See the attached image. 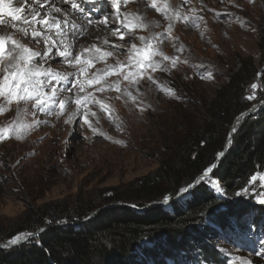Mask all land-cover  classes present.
<instances>
[{
	"label": "rangeland",
	"instance_id": "obj_1",
	"mask_svg": "<svg viewBox=\"0 0 264 264\" xmlns=\"http://www.w3.org/2000/svg\"><path fill=\"white\" fill-rule=\"evenodd\" d=\"M5 2L13 8L25 6L18 0ZM42 2L45 3L43 9H39L34 0H29V7L40 10L41 16L53 4L71 11L70 5L61 4L60 0ZM151 2L128 0L125 4L120 0V12L128 14L130 22H136L135 17L139 16V22L147 25L136 28L138 36L158 35L168 27V21L150 7ZM155 2L160 7L168 5L171 10L179 9L183 16L202 19L195 26L191 20L172 21V39L159 44V49L164 55L179 57V62L169 72L153 73L155 83L142 80L137 86L139 93L129 89L137 97L135 101L115 90L95 91L100 86L95 82L91 87L85 86L80 95L91 92L103 101L113 110V117L118 118L115 122L108 119L99 105L89 104L91 112L96 113L95 117L90 115L89 120L98 129V134L93 135L86 125L81 127L80 116L71 123H65L69 114L77 110L74 100L66 105L59 117L33 116L31 113L34 109L23 102L13 104L0 113V129L18 118V107L21 109L18 119L25 124H32L36 119L49 121L46 125L24 131L20 139L12 134L11 138L0 142V232L10 230L29 206L50 209L55 205L72 206L78 201L94 205L111 195L113 189H123L127 184L152 173L184 138L186 131L203 123L205 110L217 90L227 83L229 75L239 68L242 60L250 59L258 69L264 68L259 51V33L264 28V0H190L187 4L184 0ZM93 7H98L99 11L91 13L92 23L82 13H52L57 19H67L83 29V35L74 43V55L93 44L102 51H112V45L122 43L118 36L111 35V30L119 26L114 17L109 18L107 27L97 23L105 12L114 13L115 7L108 6L105 0L83 5L86 12ZM216 13L228 15L217 17ZM0 19L9 25L7 28L0 25V36L11 35L35 51L43 50L42 43H35L30 36L23 37L16 28L11 27L12 24L20 25L6 12H0ZM120 19L124 20V15ZM105 38L109 41L107 45L103 43ZM125 38L128 39L127 36ZM133 42L137 45L141 43L138 39ZM179 47L183 48L182 52L177 51ZM60 59L61 62L52 63L54 70L71 73L80 69V65L69 66ZM117 59L128 63L126 48L115 51L113 57L88 65L80 76L81 83L97 70L115 64ZM208 73H211L210 78ZM202 75L204 78H201ZM118 78L123 90L128 84L123 76L109 74L107 81ZM73 79L69 77V81ZM256 84L255 90L251 87L247 89L248 96L255 92L256 98L251 100L255 102L251 108L254 110L264 103V88ZM167 88L173 89L175 95L165 92ZM0 103H3V98H0ZM99 132L104 135H99ZM260 173L264 174V171ZM205 184L219 197L225 195L221 183L218 184L223 194L213 184ZM261 185L262 182L257 180L254 186L249 185L248 195L225 197L230 212L219 216L215 222L205 219L203 228L208 229V236L201 240L217 253L219 259L202 264H264V204L258 203L256 196L257 192H264ZM187 196L179 197L176 201L181 202ZM225 210L222 207L218 212ZM139 257L147 260L141 254ZM155 258L157 264H184L178 256Z\"/></svg>",
	"mask_w": 264,
	"mask_h": 264
},
{
	"label": "trees",
	"instance_id": "obj_2",
	"mask_svg": "<svg viewBox=\"0 0 264 264\" xmlns=\"http://www.w3.org/2000/svg\"><path fill=\"white\" fill-rule=\"evenodd\" d=\"M259 51L264 62V28ZM253 83L264 88V68L242 60L217 90L203 123L186 131L156 170L113 189L97 204L26 208L7 234L0 232V264H157L155 257L162 255L178 256L184 264L218 261L217 253L201 240L208 236L205 219L215 222L229 213L224 198L248 188L250 177L264 171V105L236 122L255 105L246 99ZM234 124L237 131L232 133ZM221 151L224 155L217 158ZM213 163L210 178L224 187L223 198L201 182L183 201H173L179 189ZM166 195L171 199L164 206ZM222 207L225 212H218ZM38 229L44 231L34 238L5 245Z\"/></svg>",
	"mask_w": 264,
	"mask_h": 264
},
{
	"label": "snow or ice",
	"instance_id": "obj_3",
	"mask_svg": "<svg viewBox=\"0 0 264 264\" xmlns=\"http://www.w3.org/2000/svg\"><path fill=\"white\" fill-rule=\"evenodd\" d=\"M18 2L25 6L13 8L5 0H0V12H6L13 21L19 22L20 26L12 24L11 27L16 28L23 37L30 36L31 40L35 43H42L43 50L35 51L21 43L20 40L14 39L11 35L0 36V72L3 73L0 76V98H3V103H0V113L5 112L13 104L20 105L23 102L25 105L30 104L32 109H34L31 113L33 116L43 114L44 116L59 117L64 113L66 105L74 100L77 110L69 114L65 123H71L75 117L80 116L82 117L81 127L86 125L91 129L93 135L98 134V129L90 122L89 116L95 117L96 113L91 112L88 108L89 104L99 105L100 110L106 113L108 119L113 122L118 118H114L113 110L91 92L81 96L80 93L84 92L85 86L91 87L93 82H95L97 85H100L95 88V91L115 90L121 95L135 101L137 97L129 89H135L139 93V87L137 86L142 80L147 79L155 83L153 73L157 71L169 72L179 62V57L164 55L159 49V44L165 40L172 39L170 35L174 26L172 21L191 20L195 26L202 19V17L183 16L179 9L171 10L168 5L160 7L155 0H152L150 7L155 9L157 13L161 14L168 21V27L164 33L158 35L151 37L138 36L135 31L136 28L147 27V25L139 22L140 17L136 16V22H130L128 14L120 12V0H105L108 6L115 7V12H105L97 23H103L107 27L109 18L114 17L115 21L119 22V26L111 30V35L118 36L122 43L112 45V51H102L101 48L93 44L89 48H82L74 55V43L79 36L83 35V29L67 19H57L52 13L71 15V12H78L85 14L89 18V23H92L91 13L99 11V8L93 7L89 12H86L83 5L94 4L95 0H60L61 4L70 5L71 11L53 4L43 16H41L40 10L37 8L29 7V0H18ZM127 2L128 0H123V3L126 4ZM189 2L190 0H184L185 4ZM34 3L39 5V9L45 7V3L42 0H34ZM192 11H195V9H192ZM121 15H124V20L120 19ZM216 15L219 17L228 14L216 13ZM0 25H4L5 28L9 26L2 19H0ZM37 25L40 27H36ZM121 29H126L127 31L122 32ZM126 36L128 39L125 38ZM136 39L141 42L140 45L133 42ZM153 41L156 43L154 44ZM103 43L109 44L108 39L105 38ZM121 48H126L128 56L127 64L117 59L115 64L107 65L104 69L97 70L96 73H92L87 81L81 83L80 76L88 65L96 61L106 60L108 57H113L114 52L119 51ZM177 51L182 52L183 48L179 47ZM82 57H84L83 60ZM156 57H159V59H156ZM54 58L58 59L54 60ZM60 58H62L63 63L69 66L75 67L76 65H80V69L71 73H62L54 70L51 65L53 62H61ZM109 74H116L118 77L123 76L124 80L128 81L127 86L121 90L119 78L108 82L107 76ZM70 76L74 78L71 81H69ZM208 77H211V73H208ZM201 78H204V76L202 75ZM101 80L104 81L103 84H101ZM251 88L255 90L257 84H251ZM164 91L170 95H175L174 90L171 88L164 89ZM66 93H71L72 95H67ZM117 98L119 99L120 96ZM255 98V92L246 97L248 100H254ZM24 111L26 112L27 110L25 109ZM20 115L21 109L18 107L17 117L19 118ZM18 118L8 126L0 129V142L11 138L12 134H15L17 139H20L24 131L49 123L46 119H36L32 124H25ZM237 120H239V117ZM117 126L119 127V125ZM236 131V127H233L232 133ZM99 135L104 134L99 132ZM231 135L230 133L228 146L231 145ZM223 155L224 153L221 151L217 154V158ZM215 167L214 163L207 167L194 182L179 189L175 195L180 198H183L186 194L190 195L192 190L201 182L213 184L216 190L223 194V190L219 184L209 176ZM257 180L261 181V186L264 187V174L260 172L253 174L248 183L254 186ZM248 194L249 188L247 187L242 189L241 192L236 193L238 196ZM256 196L258 197L257 202L264 204V192H257ZM170 199L171 196L166 195L163 202L168 203ZM40 231H44V229ZM36 235L35 233L18 235L11 239L8 244L17 245L19 241L27 240L29 237L34 238ZM245 264H250V262H245Z\"/></svg>",
	"mask_w": 264,
	"mask_h": 264
},
{
	"label": "water",
	"instance_id": "obj_4",
	"mask_svg": "<svg viewBox=\"0 0 264 264\" xmlns=\"http://www.w3.org/2000/svg\"><path fill=\"white\" fill-rule=\"evenodd\" d=\"M262 105H264V103H262ZM262 105H260V107H261ZM258 108H259V107H258ZM253 111H254V109L248 110L247 112H245L244 114H242V115L239 117V120H236V122L241 121L244 117H246L249 113H251V112H253ZM233 127H235V124L232 126V129H233ZM227 142H228V141H227ZM227 142H226V144H227ZM210 174H211V173H210ZM210 174H209V176H210ZM177 198H179V197H176V199H174L173 201H176ZM39 231H40V229H38V230L35 232V234H37ZM29 238H30V237H29ZM0 246H1V245H0Z\"/></svg>",
	"mask_w": 264,
	"mask_h": 264
},
{
	"label": "bare ground",
	"instance_id": "obj_5",
	"mask_svg": "<svg viewBox=\"0 0 264 264\" xmlns=\"http://www.w3.org/2000/svg\"><path fill=\"white\" fill-rule=\"evenodd\" d=\"M48 1H52V0H48ZM1 245V244H0ZM7 246H9V245H7Z\"/></svg>",
	"mask_w": 264,
	"mask_h": 264
},
{
	"label": "built area",
	"instance_id": "obj_6",
	"mask_svg": "<svg viewBox=\"0 0 264 264\" xmlns=\"http://www.w3.org/2000/svg\"><path fill=\"white\" fill-rule=\"evenodd\" d=\"M5 245H9V244H5ZM10 246V245H9Z\"/></svg>",
	"mask_w": 264,
	"mask_h": 264
}]
</instances>
